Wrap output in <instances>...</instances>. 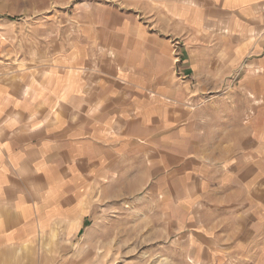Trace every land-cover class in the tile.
Here are the masks:
<instances>
[{
	"label": "crops",
	"instance_id": "0c3cea01",
	"mask_svg": "<svg viewBox=\"0 0 264 264\" xmlns=\"http://www.w3.org/2000/svg\"><path fill=\"white\" fill-rule=\"evenodd\" d=\"M89 1L67 52L0 71V264L129 201L180 231L241 208L250 242L264 230V0ZM207 22L241 31V51L204 43Z\"/></svg>",
	"mask_w": 264,
	"mask_h": 264
},
{
	"label": "rangeland",
	"instance_id": "374dc122",
	"mask_svg": "<svg viewBox=\"0 0 264 264\" xmlns=\"http://www.w3.org/2000/svg\"><path fill=\"white\" fill-rule=\"evenodd\" d=\"M89 3V0H0V71L3 67L14 71L19 63L21 68H27L67 52L76 15ZM141 4L148 5L145 1ZM226 24L210 26L207 22L203 42L215 43L227 54L232 48L241 51V39L233 36L242 32L228 36ZM233 27L241 30L243 25L230 19L229 29ZM173 28L180 29L176 32L180 38L172 41V54L177 59L176 44L189 33L184 26ZM243 69L241 64L228 73L220 81L221 90L237 87ZM220 94L223 97L219 99L227 98L226 93ZM242 110L240 105L238 111ZM164 212L161 207L153 209L140 201L124 202L122 210L108 207L97 212V217L75 240L68 239L62 230L44 235L26 256L18 260L6 258L5 264H264V230L256 226L255 238L246 241L240 230L241 208L232 209L227 215L204 209L199 217L204 230L188 231L178 230L173 222L178 218H172L168 224Z\"/></svg>",
	"mask_w": 264,
	"mask_h": 264
}]
</instances>
